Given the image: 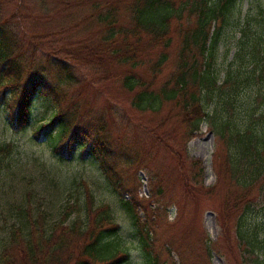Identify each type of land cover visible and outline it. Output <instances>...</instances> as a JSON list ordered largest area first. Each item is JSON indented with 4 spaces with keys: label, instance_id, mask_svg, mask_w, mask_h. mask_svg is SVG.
I'll list each match as a JSON object with an SVG mask.
<instances>
[{
    "label": "trees",
    "instance_id": "trees-1",
    "mask_svg": "<svg viewBox=\"0 0 264 264\" xmlns=\"http://www.w3.org/2000/svg\"><path fill=\"white\" fill-rule=\"evenodd\" d=\"M33 1L42 5V0ZM9 4V0H0V106L6 110L10 128L17 131L28 125L34 99L49 100L54 113L36 130L34 140L45 141L59 161L79 154L95 162L139 228L142 199L121 182L114 143L104 121L79 119L75 106L73 110L63 108L67 90L80 82L73 72L77 61L118 65L123 68L121 86L132 95V108L157 114L170 104L179 112L189 137L208 122L223 142L229 180L238 189L223 209L224 216H235L238 259L240 264H264V229H244L243 224L253 207H261L264 215V1L60 0L63 8L75 5L86 10L85 25L94 27L98 39L51 46L43 64L39 63L38 34L28 30L21 17L24 0H18L10 17L6 15ZM63 32L60 29L58 35ZM229 33L234 36L235 50L219 82L215 71L218 48L226 44L223 39ZM173 46L175 55L171 56ZM168 64L173 70L158 84ZM140 68L149 71L148 83L138 76ZM254 78L261 86L249 93L243 121L235 115H221L214 125L218 103L208 112L214 99L222 96L220 105L232 107L240 89L254 87ZM11 149V144L0 145V157ZM192 164L199 168V163ZM85 192L83 220L77 218L66 226L59 222L46 230L42 214L33 218L26 213L23 227L9 232L0 263L122 264L126 256L110 240L117 230L110 207L96 204L92 193ZM77 210L76 204L66 207L63 221ZM139 234L147 264H158V258L147 251L149 235Z\"/></svg>",
    "mask_w": 264,
    "mask_h": 264
},
{
    "label": "rangeland",
    "instance_id": "rangeland-1",
    "mask_svg": "<svg viewBox=\"0 0 264 264\" xmlns=\"http://www.w3.org/2000/svg\"><path fill=\"white\" fill-rule=\"evenodd\" d=\"M9 1L6 15L10 17L16 12L18 0ZM24 2L21 17L26 20V28L38 34L41 64L51 46L93 43L98 39L94 27L85 25V9L75 5L63 8L60 0H42V5L33 0ZM60 29L64 32L58 35ZM223 41L226 44H220L215 64L219 82L235 50L232 33ZM169 53L175 55V46ZM75 67L73 72L80 82L67 90L63 108L73 110L75 106L79 119L98 117L104 121L114 143L121 182L129 193L136 190L142 199L143 207L138 208L140 226L136 227L121 207L95 162L81 159L79 154L59 161L45 141L34 140L36 130L54 113L49 100L34 99L30 122L17 131L10 128L6 110L0 106V145H12L10 153L0 157V251L11 229L23 227L26 213L33 218L42 214L46 230L59 222L66 226L77 218L83 220L81 206L88 189L96 204H106L111 209L117 230L110 240L126 256L122 264H147L140 232L149 235L147 251L158 258V264H240L235 247V216H224L223 210L238 189L229 180L227 150L208 122L189 137L179 112L170 104L157 114L131 107L132 95L121 86L123 68L82 59ZM172 70V64H168L157 83H162ZM138 76L147 83L151 79L146 68H140ZM252 85L238 91L232 107L220 105L222 96L214 99L208 107L211 113L218 103L214 125L221 115L243 121L249 93L261 86L257 78ZM192 162L199 163V168H194ZM72 204L78 210L63 221L64 209ZM248 213L243 219L244 229H264L261 207H253Z\"/></svg>",
    "mask_w": 264,
    "mask_h": 264
}]
</instances>
